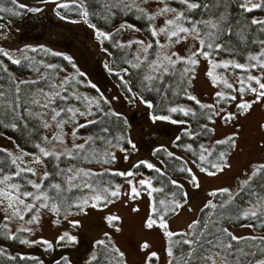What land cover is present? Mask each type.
<instances>
[{"label": "snow or ice", "instance_id": "6c2138e0", "mask_svg": "<svg viewBox=\"0 0 264 264\" xmlns=\"http://www.w3.org/2000/svg\"><path fill=\"white\" fill-rule=\"evenodd\" d=\"M13 7H3L0 6V13H8L11 16H20L22 11L26 9L24 4L18 3V0H8ZM43 3H48L49 0H42ZM52 2L57 3L58 8L68 9L69 5L66 3H58L57 0H52ZM2 3V0H0ZM155 4L157 7L154 10H149L147 5ZM172 4L179 5V8L172 7ZM223 5V0H212L211 4L208 0H200V2H192V0H113L111 3L105 4V9L109 12L110 15H115L111 10L113 8L119 9L120 12L124 15H127L130 12L136 14L137 20H145L148 23L147 31L153 40L148 41L147 43L143 40H130L127 43H121L116 41L114 47L120 49L122 52H125L126 55L123 58V63L127 67H122L118 72H115V75L120 79L122 85L124 86L127 93H129L133 100H139L141 103L145 104L148 108H153L154 105L151 100L145 99V97L137 91H133L132 83L129 79H125L126 75H133L129 71V68L135 71L137 75V86L140 91L146 92H163L166 96L168 91L172 88L171 84H167L166 87H157L156 85L164 86L165 77L172 76L175 74L174 69L177 64L190 65L192 67L184 68V75L193 74L194 67L199 63L198 57H204L211 64V68H223L228 70L231 68L233 72L236 69H240L245 73H248L246 76H238L237 81L239 87H234L233 84L228 83L226 77L217 78L214 75L212 70L207 72V76L211 78L213 85L222 83L226 89L230 92H236L241 97L248 92L252 93L255 96V99L251 102L240 99L237 100V95L228 94L223 90H218L215 92V103L206 104L202 103L196 95H191L188 93L187 89H183L185 97L188 101L194 103L202 111L201 115L206 119L211 120L213 116H221V113L224 112V108L221 107L217 111V105L223 101L227 103L229 101L235 102L236 107L239 112H248L252 109L253 105L256 103L264 102V40L257 39L253 40L252 43L259 45L261 51L258 55H249L247 61L249 63H239L235 60H222V61H213V55L219 54L220 51L226 49L224 43L218 41L222 37H231L234 34V28L231 22L228 19V13L222 12L219 14L218 18H213V10L220 8ZM225 9L227 5H223ZM238 7L246 13H251L256 9H264V0L260 2H252V0H240ZM78 12L82 15L84 20L87 22L89 17V12L87 7L81 0V3L76 5ZM15 9V10H14ZM29 12L36 13L40 12V8H27ZM199 10V12H198ZM57 16H60V12L56 13ZM196 15H199L200 18H194ZM207 15L209 18L205 19L204 16ZM158 17L164 18L163 26L157 27L155 21ZM65 17H61L64 19ZM2 19V17H0ZM104 19L107 21L108 16H105ZM73 23L77 21H72ZM10 24V21L7 22ZM251 25L261 26V31L264 32V19L253 18L250 21ZM91 28L95 29V34L100 43H103L105 40H110L113 38V34L107 33L97 28L96 24H90ZM6 24L0 23V29H5ZM130 29L134 32L140 31L139 28H136L134 25L127 23L121 24L119 28L116 29V34H119L121 31ZM240 37L242 43H246V37L243 35V29L235 33ZM165 38V43L160 42V37ZM189 39L193 42L199 44V48L195 51L189 50V54L186 56H180L178 52L172 51L170 54L166 51L172 49L175 45H180L186 43ZM133 45H136L135 51L131 53V58H127V51L133 48ZM41 51L48 53L52 56H60L61 53L51 52L49 49L41 48ZM20 51L27 53L28 51L35 52V48H25ZM104 52L108 55H112L107 48L104 49ZM0 56L8 59L14 65H20L21 59L13 58L12 54L9 51H6L0 48ZM65 60L69 63H72V58L65 56ZM24 61H32V57L28 55L23 56ZM39 63H43L40 61ZM105 68L109 67L108 63H105ZM45 68L56 70L58 65L55 64H46ZM72 67L75 68V64H72ZM257 69L261 72V75H251V71ZM33 70L39 72V68L33 66ZM172 70V71H170ZM0 71H3L5 74L9 75L10 83L14 84V90L11 93L12 98L6 94L5 90H0V127L3 128H12L14 130H19L20 128L28 129V122L30 120H38L40 126L44 130H52L53 125L57 129L53 133L51 139L48 136L39 137V142H33V148L35 151L29 152L22 148L19 144L14 145V151H9L6 148H0V153L3 156H0V212L4 213V218L6 221H12L13 219H19L24 221L25 225H32L39 222L40 210H48L51 213L55 214L57 217L63 212V220L68 221L73 228L78 227L80 222L79 220H72L70 217L72 215L87 214V206L89 205V199L93 201L91 203L92 208H97L103 202L106 207L108 202H114L113 198H118L121 193L119 191V185L116 186V190H109L108 188H94L93 184L89 180L93 177H99L107 173L105 169L104 173L92 172L90 169L86 170L84 168L76 167L75 165L69 167H61L60 162L63 159L66 160H78L81 162H91L95 161L97 164L108 165L114 162L115 155L113 152L106 151L103 153H98L95 150L92 152L86 151V145L95 143L96 140H99L103 143L108 144L111 147H114L111 140H107V136L110 134L109 128L104 125L105 118L109 116H117L119 114L112 112H105L101 107V100L105 104L110 103L106 98L100 97L99 99H89L87 96L77 95L75 91L69 92V89L72 88L73 83L76 81L75 76H65L59 84L55 83V77H50L49 75L43 74L38 80H20L19 82L11 79L7 65L0 60ZM79 75H83L80 73ZM247 80V84H245ZM43 82L49 91H45L43 87H35V90L32 89V86H37ZM190 83L183 80L182 83ZM255 83L257 87H253L252 83ZM24 86V90H22ZM92 88H96L95 84L91 85ZM173 95H178V93L173 92ZM80 101L83 111L80 108H74L69 106V101L71 100ZM59 102V103H58ZM93 107H95L96 112H93ZM39 108L41 111L34 112L33 109ZM51 112V117L45 119L48 113ZM168 114L166 115H153L151 119L153 121H171L172 123L185 124L184 120L172 119V113H182L185 117L192 116L196 117L197 113L192 108H184L181 106H172L167 109ZM100 115L101 119H93L95 115ZM64 117H67L65 119ZM77 117H82L86 120V123L80 124ZM225 122H230L236 119V115L233 113H227L222 117ZM8 121L7 123L5 121ZM73 124L74 130L71 133L73 137V144L71 148H68L66 141L63 138L66 134L63 129L66 124ZM88 125H101L100 132L95 136L89 135L83 137L84 143H75V138L77 137V132L80 128H86ZM201 131L196 133V137L205 135L214 129H209L207 124L200 126ZM35 133L33 128L28 132V139H32ZM185 136H193L192 131L189 128H185ZM196 137H193L194 139ZM10 139V138H9ZM123 139V137H118L117 142ZM181 141V137H176V142ZM59 144L64 145L62 150H57L53 147L51 150L46 147L47 144ZM127 143L131 144L133 151L136 149V145L128 140ZM217 145L227 144L229 147H235V137L230 136L224 140L216 141ZM178 147H182L188 152L193 153L196 156V159L191 161L194 167H199L201 172L206 173L207 175L214 176L217 172H222L225 165L223 164V159L226 155L225 152L219 153L220 162L212 163L211 168L203 166V162L206 161L207 157L205 152H208V149L203 145H199V151L193 148L192 144L183 145L177 143ZM124 151V149H121ZM157 152L165 151L162 148L156 149ZM169 158H175L173 152L166 153ZM211 152H208V155L211 156ZM99 157V158H98ZM27 158V159H25ZM52 159L55 161L52 171L48 170V166L45 163L46 159ZM197 160L201 163L197 165ZM188 161L184 162V166L180 167L178 170L182 173H188L190 182L194 187L198 188L199 183L196 178L195 173L193 172L192 167L187 166ZM141 165L145 166L147 169H152L161 175L164 173L160 168H157L154 164L147 161H141L136 167ZM37 166H43L44 171L42 174L38 172ZM230 167V165H226ZM117 176L122 177H132L136 173L128 172H115L113 173ZM264 174V164H260L254 169L252 175L245 181H243L241 187L238 191L233 194L231 190L227 188L218 189L210 193L211 196H227L226 200H223L219 207L221 209H228L229 206H234L237 209V219L241 218V215L244 219H258L261 216H264V184L259 186V190L252 187L254 178L258 175ZM59 179L61 182H55ZM15 181V182H14ZM39 181V182H37ZM62 183L65 187H62ZM130 185V195L133 200L140 196V191L137 187L132 184L131 180H128ZM171 184L176 185L178 188L182 189V185H179L176 180H171ZM139 184L147 186L151 191H162V189H155L152 187L151 179H140ZM31 190H28V189ZM89 189L96 193V195L90 198H77L79 202L66 203V197L63 193L71 192L73 189ZM51 193V195H50ZM151 195V192H149ZM246 195L248 199L245 203L248 207L242 208L240 205L236 204L238 198ZM183 199L186 201L187 193H182ZM60 201V202H58ZM161 206L165 205V201H159ZM183 204L173 201L171 206H165L158 209L155 204L152 206V214L155 215L159 220V226L161 228H167V224L164 222V216L162 213H167L169 211L175 213L176 209L182 208ZM215 209L217 205L212 204L211 201L205 205V208ZM72 209H76V212L73 213ZM133 211H139L138 208H134ZM25 216H29V219L25 221ZM232 217H224V219H231ZM108 223H113L120 219L118 216L109 215L107 218ZM157 220L153 219L151 216L145 221V227L152 229L156 225ZM219 221H212L213 226L218 224ZM200 224V221H193L190 225V229L195 228ZM250 226V225H249ZM264 226V225H262ZM21 232L31 233L33 229L31 227H21L19 229ZM119 230V229H117ZM5 233H8V224L4 225ZM221 233L227 235L230 241H239L243 240H256L260 239L264 241V237H236L232 235L226 228H209V224L206 222L203 224L200 231H193L191 233V239H184L178 243H183L189 247V251L184 254L180 259L183 264H264V258L257 259L256 251L245 252L243 249H237L233 252V243L225 242L220 238ZM169 237L173 235L187 236L188 233H172L168 232ZM107 238V234H105ZM9 239H17L15 235H8ZM70 240L71 242H77L76 236H70L69 233L65 232L64 234L58 237V243L65 240ZM21 243L28 244L30 241L22 239ZM31 243H43L48 245L51 248V243L46 240L41 241H31ZM97 245L107 247L105 240H98ZM144 248H147L148 245L145 243ZM119 254L121 260L124 259V253L120 252L118 248L112 249ZM260 256L264 257V249L259 250ZM167 255L171 258L173 257V250L171 247L167 250ZM155 252L151 253V257H156ZM151 257L149 259H151ZM230 257H234L230 259ZM251 257V259H249ZM98 257L93 254L91 257L92 262L97 261ZM168 264H176L174 259H170Z\"/></svg>", "mask_w": 264, "mask_h": 264}, {"label": "rangeland", "instance_id": "374dc122", "mask_svg": "<svg viewBox=\"0 0 264 264\" xmlns=\"http://www.w3.org/2000/svg\"><path fill=\"white\" fill-rule=\"evenodd\" d=\"M71 1L81 3V0H57L58 3ZM252 2L258 3L260 0H252ZM18 3L24 4L27 8H40L41 10L54 11L57 7V3L52 2V0H49L48 3L18 0ZM171 6L176 7L174 4ZM147 7L151 11L157 5L149 4ZM1 17L0 23L6 24V27L5 29H0V48L9 51L15 59H22L24 55H29L30 51L25 53L20 51L21 49H36L39 46L71 57L75 64V71L72 74L66 71L64 76H75L76 71L85 74L91 84L96 85V92L99 96L102 95V97L110 102L108 103L109 109L127 117L129 140L136 145L135 151L132 150L131 144L129 143L123 147L124 151L121 150L122 147H116L114 150L115 162L109 166L112 172L131 171L136 173V175L123 177V181L119 184L121 195L114 199V202H108L106 207L100 205L97 208H92L91 203L93 201L89 199L86 215L80 214L70 217L72 220H79L80 224L78 227L73 228L68 221L63 220V216L57 217L55 214L44 209L40 210L39 222L32 225H25L24 221H20L19 219H13L10 222L6 221L4 213L0 212V225L7 223L12 231H17L24 226L33 229L31 233L28 232L27 238H25L30 243H23L20 248L10 247V252L21 255L36 253L37 256L42 257V264L55 263L60 258L62 260L60 259L61 262L59 264H89L92 255L95 254L97 256L95 243L98 240H108L109 243L113 244L120 252L125 254V264H168L171 258L167 255V250L169 247L172 248V243L171 237L167 233L186 232L190 224L196 219L200 208L212 201L213 196L209 195L210 193L218 189L227 188L235 194L241 187L243 181L252 175L254 169L260 164H264V102L254 104L250 111L244 113L238 111L235 102L229 101L224 103L221 101L217 105V111L223 107L224 112L221 113V116H213L214 131L210 138L202 141L200 144H203L208 149V152H210L216 144V141L234 136L235 147L225 157L223 162L225 165L224 170L217 172L214 176L207 175L201 172L199 167H194L191 163L193 159L187 156L175 144L176 136L178 135L177 132L180 129L188 128L187 123H172L170 120L153 121L151 117L157 114H154L151 108H148L139 100H133L130 94H126V90L123 88L124 86L119 83L121 82L120 79H114L111 73L108 72V68H105L104 65L108 63L110 55L104 52L105 48L101 46L100 41L96 37V30L91 28L89 26L90 24L83 17L75 23L66 20L68 22L63 21L59 24H50L46 28L40 29L41 40H35L29 36L23 37L20 33L26 31L29 26L23 25L14 19H3L5 16ZM9 21L10 24L7 23ZM163 23L164 18L162 17H158L155 21L157 27L163 26ZM127 24L132 25L131 23ZM31 29L34 31L36 28L32 27ZM101 30L111 33L107 29ZM115 36L121 43H127L130 40L137 39L143 40L146 43L150 41L141 31L134 32L130 29L123 30L119 34H115ZM160 42L165 43L163 36L160 37ZM197 48H199V44L189 39L186 43L175 45L172 49H166V51L169 54L175 51L180 56H186L189 54V50L195 51ZM198 59L199 63L194 67V75L189 92L191 95H196L202 103H215V92L218 90L237 95L238 101L244 99L251 102L255 99L252 93L246 92L241 97L236 92H230L222 83L213 85L211 78L207 76V72L212 70L218 79L226 77L228 83L238 88L239 83L237 77L246 76L248 73L240 69H236L233 72L231 68L228 70L223 68L213 70L207 59L204 57H198ZM212 59L213 61L235 60L230 57L217 59L214 56ZM0 60L6 64L3 58L0 57ZM250 74L259 76L261 72L253 69ZM34 76L33 74H29L26 78H33ZM63 78L61 77L59 81L63 80ZM17 79L20 80V76ZM247 83V80H245V84ZM252 86L257 87L254 82ZM83 92L84 96H87L89 99L96 98V95L90 94L89 91ZM69 106L77 108L74 104H69ZM175 106H181L187 109L192 108L194 103L180 102ZM80 110L83 111L84 108ZM227 113L235 114L236 119L226 123L222 117ZM50 117L51 112L48 113L45 119L50 120ZM74 127L73 124L69 123L63 129L66 134L63 138L68 148H71L73 144L71 133ZM163 129H169L167 132L170 133L167 134L165 131L166 134L161 133L160 131ZM56 131L57 129L53 125L52 130H45V135L51 139L53 133ZM82 138L81 136H78L77 139L75 138V143H80L83 140ZM16 144V141L12 137L0 132L1 148L14 151V145ZM157 146H164L167 150L179 156V160L183 166V160L188 161L187 166L193 168L199 187H194L190 179L186 176H175L173 180H176L177 183L182 185L185 193H187L186 201L183 200L180 202L183 204V207L179 208L175 215L164 219L167 228H161L159 226L160 220H157L156 225L152 229H148L145 227V221L151 216L153 191L148 189L147 186L142 187L139 184V180L151 179V177L147 172L136 169L135 166L141 161H147L163 171L164 168L161 160L155 157L154 154V148ZM46 147L50 150L55 147L59 151L62 150L64 145H53L49 143ZM197 165L199 164L197 163ZM226 165H230V167ZM37 167L38 172L42 174L44 171L43 166ZM128 180H131L132 184L140 191V196L135 200L131 198ZM149 192H151V195H149ZM134 208H138L139 211H133ZM72 211L75 213L76 209ZM109 215L118 216L120 219L110 224L106 219ZM27 219H29V216H25V221ZM228 229L236 237L247 235L264 237V231H257L248 224L228 225ZM65 232L69 233L70 236H76L77 242L73 243L66 239L58 243V237ZM105 234H107V238ZM41 240L49 241L51 248L43 243H31V241ZM145 243L148 245L147 248L143 247ZM0 247L4 246L0 244ZM153 252L157 254L156 257H151V253ZM150 257L151 259H149Z\"/></svg>", "mask_w": 264, "mask_h": 264}, {"label": "trees", "instance_id": "16d2710c", "mask_svg": "<svg viewBox=\"0 0 264 264\" xmlns=\"http://www.w3.org/2000/svg\"><path fill=\"white\" fill-rule=\"evenodd\" d=\"M28 1H42V0H28ZM111 2H113V0H83V3L85 4L89 12V17L87 22L89 24H96L97 28L100 30L101 29L110 30L111 34H113V38L110 40H105L103 43H101V46L107 48L108 51L112 53V55H110L108 59V64L109 67L111 68V71L108 68V72L111 73L114 79L115 78L118 79L117 75H115V72L119 71L122 67H127V65L123 63V58L125 57L126 53L114 47V43L116 41H119L115 36L116 29L119 28L121 24L131 23L132 25L139 28L140 31L143 33V35L146 38H148V40L149 39L153 40V38L150 36V34L147 31L148 23L143 19L137 20L135 13L130 12L127 15H124L120 12L119 9L113 8L111 11L115 13V15H110L104 6L106 3H111ZM192 2H200V0H192ZM208 2L211 4L212 0H208ZM239 2L240 0H223V5H227V8L225 9V7L222 5L220 8L213 10V18H218L219 14L225 12L226 10L228 13V19L234 28V34L230 38L225 36L222 37L220 41H218L220 43H224L226 45V49L220 51L219 54L213 56L217 59L230 57L239 62L249 63V61H247V57L249 55H258L259 52L261 51L259 45L252 43V41L257 39L264 40V32L261 31V26L251 25L250 21L253 18L264 19V9H256L251 13H246L243 12L238 7ZM66 4L69 5L68 9L56 7L54 11L41 10L40 12L32 13L27 11L26 10L27 7H26V9L22 11V14L20 16H11L8 13H0V17L5 16V18L3 19H14L17 22L22 23L23 25L29 26V28H27L26 31L20 34L23 35V37L29 36L34 38L35 40H41L42 38L40 36L41 34L40 29H43L44 27L46 28V26L50 24L51 25L59 24L63 21L65 22L77 21L80 18H82V15L78 12L76 8V5L79 4L78 2L71 1V2H67ZM174 5L179 8V5L177 4ZM0 6L13 7V5L8 2V0H2ZM57 12H60V16L56 15ZM105 16H108L107 21L104 19ZM61 17H65V18L61 19ZM194 18L199 19L200 16L196 15ZM204 18L208 19L209 17L205 15ZM32 27L36 29L33 31L31 29ZM240 29H243V35L246 37V43H242L240 37L235 34L236 32L240 31ZM41 48L42 46H39L38 48H36L37 51L35 52L30 51L28 56L32 57V61H24L22 58L21 59L22 62L20 65H14L8 59L4 58L3 56H0L6 61V64L5 63L4 64L7 65L9 73L12 74L11 79H14L17 82H19L20 80H38L41 75L46 74L49 75L50 77H55L54 82L59 84L61 82L59 81V79L61 77H65L64 73L66 71L70 74H72V72L75 71V68L72 67V64H74L73 60L72 63H69L67 60L64 59L65 56L63 55V53H61L62 55L60 56H52L48 53H45L44 51H41L40 50ZM135 48L136 47H134L133 45V48L127 51V58L129 59L131 58V53L135 51ZM50 51L55 52L52 50ZM40 61H42L43 63L42 64L39 63ZM46 64H55L58 65L59 67L54 71L45 68L44 65ZM33 66L39 68L40 71L39 72L34 71ZM185 67H192V66L185 65L182 63L177 64L174 69L175 74L172 76L165 77V85L164 86L156 85L157 87H166L167 84L172 85V88L168 91V94L166 96L164 95L163 92L140 91V89L137 86V75L135 74V71L132 70L131 68H129V71L132 72L133 75L131 76L126 75L125 78L131 81L133 86V91H137L139 92V94L143 95L145 99L151 100V102L154 105V107L151 108V111L154 114L166 115L168 114L167 109L169 107L175 106L180 102H190L186 99L183 89L186 88L188 93L190 94L189 88L193 80V74L190 73L184 75L183 73ZM29 74H33L35 76L33 78L31 77L26 78V76ZM79 74L80 73L76 71L75 74L76 81L73 83L72 88L69 89V92L71 93L72 91H75L77 95L83 97L84 96L83 91H89L90 94L96 95L95 99H99L102 95L99 96V94L96 92V88L91 87L92 84L89 81V78L85 74L83 75H79ZM182 75H183V80L188 81L190 79V83H186V82L182 83ZM18 76H20V80L17 79ZM35 87H43L45 88V91H49V89L46 87V85L43 82H41L37 86H32V89L35 90ZM0 90H5L9 98H12L11 93L14 90V84L10 83L9 75L5 74L3 71H0ZM22 90H24V86H22ZM173 92L178 93V95H173ZM126 94L129 95V93L127 92ZM69 104H74V106L80 109L83 108L81 102L74 99L69 101ZM101 107L105 112H112L119 114L118 117L109 116L105 118L103 125L109 128L110 134L107 136V140H111L114 147H111L106 143L96 140L95 143L86 145V151L92 152L93 150H95L98 153L110 151L114 153L116 147L123 148L128 145L127 141L129 140V124L127 121V117L125 115L109 109L108 103L105 104L103 100H101ZM192 109L197 113L196 117H192V116L185 117L182 113L171 114L173 119L184 120L187 123L188 128L193 133V136H185L184 135L185 129H180L177 132L178 135L176 137L178 136L181 137V141L176 142L175 144L176 145L177 143L183 145L192 144L193 148L199 151L200 143L210 138L213 131H210L207 134L198 137H196V133H199L201 131L200 126L203 124H207L209 129H214L213 120L212 119L208 120L201 115L202 111H207V110H201L195 104L194 106H192ZM92 110L94 113L96 112L95 107H93ZM33 111L38 112L41 110L39 108H35L33 109ZM92 118L98 120L101 119L100 115L98 114ZM77 119L80 124L86 123V120L82 117H78ZM5 122L7 123L8 121L6 120ZM33 128L35 129V133L33 138L30 140L28 139V132ZM100 128L101 125H88L86 128H80L77 132L76 139L78 138V136L81 137H87L89 135L95 136L97 133L100 132ZM168 130L169 129H163L160 132L165 133ZM0 132L12 137L17 144H19L22 148H24L26 151L29 152L35 151L33 148V142H39V137L45 135V130L40 126V122L38 120H30L28 122V129L20 128L19 130H14L10 127L9 128L0 127ZM168 133L170 132H167V134ZM118 137H123V139L117 142ZM193 137L196 138L194 139ZM80 143H84V139ZM158 148H162L165 151L157 152L156 149ZM178 148L181 151L185 152V154L189 156L191 159H196V156L193 153L186 151L182 147H178ZM232 149L233 148L229 147L227 144L224 145L215 144L213 149L210 151L212 153L211 156H209L208 153L206 152L204 153L207 159L205 162H203V166L209 168V170L212 171L213 169L211 168V164L220 162L219 153L225 152L226 153L225 157H226ZM167 152L170 151L167 150L164 146H157L154 148L155 157L159 158L163 164L164 169L162 172L164 173V175H161L160 173L152 169H147L143 165H141L138 168L135 166L136 169L143 170L150 175L153 183V187L155 189H162V191L152 192V206L153 204H155V206L158 209L165 206H171L173 201H177L180 203L184 200L182 197V193H185L184 187L180 189L176 185L171 184L170 181L173 180L175 176L181 175L189 178L190 175L188 173H182L178 170L180 167L183 166L182 162L179 160L180 157L174 154L175 158H169L166 154ZM0 156H3V154L0 153ZM225 157L223 159V162L225 160ZM183 161L185 162V160ZM114 162L108 165H102L95 163L94 160H92L91 162L88 161L81 162L78 160L70 161L62 158L60 162V166L69 167L72 166L71 164H73L76 167L84 168L86 170L90 169L92 172H99V173H104L105 169H107L106 174L99 177H93L89 180V182L93 184L94 188L97 187L108 188L111 191V190H116V186L123 181L122 176L114 175L113 173L115 172H112L110 171L111 169H109V166L113 165ZM45 163L48 166V170L52 171L55 161L49 158L45 160ZM197 163L200 164L201 162L197 160ZM55 182H61V181L57 179ZM261 184H264V174L258 175L257 177L254 178L252 187L259 190V186ZM62 187H65L63 183H62ZM28 190L31 189L29 188ZM63 195L67 198L65 201L66 203H74V202H79L77 198H90L96 195V193L89 189L84 188V189H73L71 192L63 193ZM114 199L116 198H113V200ZM226 199L227 196H220V195L213 196L211 203L217 205V207L215 209L211 207L205 208V205L201 207L200 210L198 211L196 219L194 220V221H200L199 225H197L193 229H190V227H188V230L186 231V233H188L187 236H179V235L171 236L172 250L174 254L173 257H171V259H174L176 261V264H183L180 258L189 251V247L187 245L178 242L184 239H191L192 238L191 233L193 231H197V232L200 231L203 224L206 222L209 224L210 229H212L213 227L217 229L226 228L229 231L228 225L248 224L251 225L253 228H255L257 231H262V232L264 231V226H262L264 225V216H261L258 219H251V218L244 219L241 215V218L237 219L236 217L238 213H237V209L234 206H229L228 209H221L219 207V204ZM247 199L248 197L244 195L242 196V198H238L235 203L240 205L242 208L246 209L248 207V205L245 203ZM161 200L165 201L164 206L160 205L159 201ZM100 205H104L103 202H101ZM178 210L179 208L176 209L175 213L171 211L167 213H162L164 219H167L175 215ZM60 216H63V212H61ZM151 216L153 217V219L159 220L155 215L152 214V210H151ZM224 217H232V218L224 219ZM212 221H219V223L213 226ZM192 223L190 225H192ZM4 225H5L4 223L0 225V244L4 246V247H0V264H42L43 262L42 257L37 256L36 253L31 255H21L19 253L10 252L9 250L10 247L20 248L23 245V243H21L20 241L22 239L27 238L28 232H21L20 230L12 231L8 227V233H5ZM178 233H182V232H178ZM230 233L232 234V232ZM9 234L15 235L18 238L15 240L9 239L8 238ZM241 237L259 238L262 236L247 235ZM220 238L223 239L225 242L233 243V252H235L237 249H243L245 252L256 251L257 259L264 258L261 257L259 253L260 249H264V241L260 239H256V240L241 239L238 242L230 241L229 237L227 235H224L223 233H221ZM105 242L107 247H103L95 243L98 260L92 262V264H106V263L120 264V262L121 264H125L124 259L121 260L119 254L115 251H112V249H116V247L113 244L109 243L108 240H105ZM232 258L234 257H230V259ZM60 259L55 261V263H51V264H59L62 260ZM249 259H251V257H249Z\"/></svg>", "mask_w": 264, "mask_h": 264}]
</instances>
